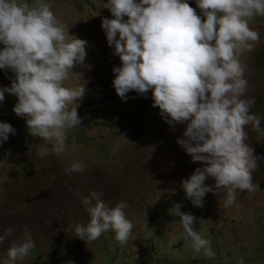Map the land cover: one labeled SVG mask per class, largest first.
Returning <instances> with one entry per match:
<instances>
[{
	"label": "rangeland",
	"instance_id": "rangeland-1",
	"mask_svg": "<svg viewBox=\"0 0 264 264\" xmlns=\"http://www.w3.org/2000/svg\"><path fill=\"white\" fill-rule=\"evenodd\" d=\"M45 2L52 4L69 37L87 41L84 62L75 64L64 83L68 88L82 84L85 88L75 101L82 123L67 130L68 151L37 157L36 146L44 141L33 137L26 118L15 114L18 98L5 93L0 122L11 124L16 133L0 145V236L10 227L14 232L0 243V264L8 258L11 244L28 236L35 247L16 264H238L240 260L264 264V162L253 174L261 191L237 190L228 207L226 193L209 192L203 207L194 206L182 180L203 164L193 163L176 142L184 138L187 122L169 124L152 106V90L146 96L131 91L126 102L115 91L113 68L122 65L102 28L104 18H114L103 7L107 0ZM188 2L197 8L195 0ZM250 27L260 33V42L241 57L249 82L243 98H255L252 112L261 117L264 128V17H256ZM14 75L0 69V87H10ZM245 131V142L256 155L264 156V136ZM75 162L82 163L84 171L67 174L65 169ZM205 183L215 187L214 178ZM92 191L100 193L110 208L120 202L126 205V216L134 224L126 245L111 231L88 242L75 235L77 225L90 221L82 200ZM176 203L196 218L194 230L211 241L215 259L193 250L181 218L172 214Z\"/></svg>",
	"mask_w": 264,
	"mask_h": 264
},
{
	"label": "clouds",
	"instance_id": "clouds-1",
	"mask_svg": "<svg viewBox=\"0 0 264 264\" xmlns=\"http://www.w3.org/2000/svg\"><path fill=\"white\" fill-rule=\"evenodd\" d=\"M195 3L199 14L188 0H107L103 7L114 18H104L102 28L121 60L122 66L113 68V86L121 100L126 102L131 91L146 96L152 90V106L160 109L169 124L187 122L184 138L176 142L193 163L201 162L203 167L182 180L186 198L203 207L207 193L224 192L228 207L235 202L237 190L261 191L253 174L264 156L256 155L245 142V129L264 136V128L261 117L252 112L255 98H243L249 82L241 57L260 42V33L250 24L264 17V0ZM51 9L45 0H0V69L15 74L10 87H0V102L5 101V93L18 98L15 114L26 118L33 137L44 141L36 146L37 157L68 151L67 130L82 123L75 101L85 93L83 84L68 88L64 83L75 64L84 62L87 41L69 37ZM15 133L11 124L0 122V145ZM28 154L32 155L31 149ZM83 171L80 162L65 169L67 174ZM210 177L215 187L205 183ZM90 197L82 200L90 221L77 225L75 235L88 242L111 231L126 245L134 229L126 205L120 202L110 208L95 191ZM181 207L176 203L172 214L181 218L191 247L215 259L211 241L194 230L196 218ZM13 232L8 228L0 243ZM34 247L30 236L13 242L3 264L25 260ZM238 264H244L243 260Z\"/></svg>",
	"mask_w": 264,
	"mask_h": 264
}]
</instances>
